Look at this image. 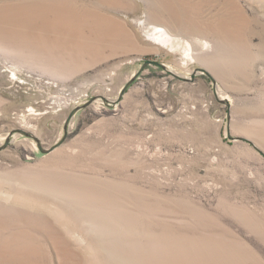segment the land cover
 <instances>
[{
    "label": "rangeland",
    "instance_id": "374dc122",
    "mask_svg": "<svg viewBox=\"0 0 264 264\" xmlns=\"http://www.w3.org/2000/svg\"><path fill=\"white\" fill-rule=\"evenodd\" d=\"M0 264H264V0H0Z\"/></svg>",
    "mask_w": 264,
    "mask_h": 264
},
{
    "label": "bare ground",
    "instance_id": "6f19581e",
    "mask_svg": "<svg viewBox=\"0 0 264 264\" xmlns=\"http://www.w3.org/2000/svg\"><path fill=\"white\" fill-rule=\"evenodd\" d=\"M145 33L148 39L168 48L172 52H181L184 58L188 61H194L196 43L192 44L189 40L178 37L176 34L170 32L165 25L154 26L148 29ZM98 47V45L95 46L96 49ZM199 48L205 51L210 48V45L206 41H203L200 43Z\"/></svg>",
    "mask_w": 264,
    "mask_h": 264
},
{
    "label": "water",
    "instance_id": "95a60500",
    "mask_svg": "<svg viewBox=\"0 0 264 264\" xmlns=\"http://www.w3.org/2000/svg\"><path fill=\"white\" fill-rule=\"evenodd\" d=\"M148 65H154V66H159V67H161V68H164L165 66L164 65H162V64H159V63H157V62H154V61H146V62H144L143 63V65H142V67H141V69L139 70V72L137 73V74H135L127 83H126V85L122 88V90H121V93H120V97L124 94V92L127 90V88L129 87V85L130 84H132L133 83V81L136 79V77L144 70V68L146 67V66H148ZM197 73H202V74H204V75H206V76H209L210 77V74L206 71V70H204V69H197ZM193 75H196V72L193 74ZM78 110V108L76 109V110H74L73 112H72V114H74L76 111ZM21 132V131H20ZM23 134H25L26 135V133H23ZM42 152H44L43 150H41Z\"/></svg>",
    "mask_w": 264,
    "mask_h": 264
}]
</instances>
